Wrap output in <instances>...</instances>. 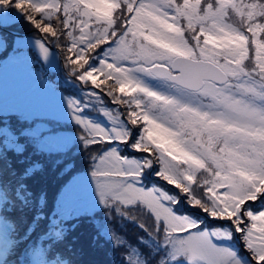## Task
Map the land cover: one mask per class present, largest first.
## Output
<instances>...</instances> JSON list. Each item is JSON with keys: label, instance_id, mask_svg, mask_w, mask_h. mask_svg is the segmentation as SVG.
<instances>
[{"label": "snow or ice", "instance_id": "1", "mask_svg": "<svg viewBox=\"0 0 264 264\" xmlns=\"http://www.w3.org/2000/svg\"><path fill=\"white\" fill-rule=\"evenodd\" d=\"M12 6L40 32L66 37L67 65L94 86L90 96L103 104L102 90L125 108L101 107L105 127L70 102L86 147L99 149V201L121 215L142 205L153 219L140 238L149 255L112 231L127 264H149L152 240L165 250L155 264H264V0H0ZM36 43L49 60L46 41ZM150 175L163 183L148 186ZM30 197L23 183L0 180V217ZM62 231L54 219L48 233Z\"/></svg>", "mask_w": 264, "mask_h": 264}, {"label": "rangeland", "instance_id": "2", "mask_svg": "<svg viewBox=\"0 0 264 264\" xmlns=\"http://www.w3.org/2000/svg\"><path fill=\"white\" fill-rule=\"evenodd\" d=\"M36 15L37 19H40V15ZM0 23L2 26L12 30L31 32L24 36L17 37V46H20L19 52L12 54L6 59L5 67L0 69V115L6 120L3 124H0L2 141H6L5 146L7 147L12 145H15V147L21 146V142L17 136L18 134H16V131L12 127L13 124L10 119L12 115H16L17 118L22 120L23 117L31 119L32 116L50 118L52 120L51 123L39 121L35 126L29 129L28 134L36 136L39 146L49 152L54 169H58V167L61 166L57 170V174L62 179L65 178L68 172H71L74 168L77 169L76 174L70 176L71 179L67 180V185L62 189L59 195V212L61 216L65 218L90 212L92 215L105 206L99 201V197L96 195V182L91 176L93 166L90 163V159L95 155V149L94 147L90 148L91 151H89L87 157L83 159L81 157L79 158L76 154L72 155L73 152L61 153V150L68 149V146L74 144L76 141H80L85 148L87 147L82 140L83 132L80 134L76 129H68L65 131H57V129L62 126V124L67 123H77L80 125V128H82V125L74 118L73 106L70 102L79 101V105L77 106L83 109L79 114L105 127H110L111 123L103 112L100 111L101 107L105 106L109 109L119 108L120 112H123V110L120 105H115L113 108L108 106L104 97V103L101 104L97 98L89 95L93 89L81 90L79 89L80 84L76 79H65L63 77L60 54H62L63 63L67 70L72 72L71 67L67 65L66 62V57L70 54L66 51L69 44L67 46L64 36H60L57 40L51 37V34L40 32L27 19L25 13L14 6L0 7ZM44 23H48V21L45 20ZM51 23L56 29L62 28L60 21L55 18H53ZM32 33L35 35H31ZM42 39L48 41L53 47L52 48L49 43L46 42V46H48L51 51L49 60L43 58L36 43V41ZM4 45L5 41L0 35V55ZM46 73H50L52 77L54 74V77L43 78L42 75ZM74 77L76 78V75ZM100 79H103V77H100ZM59 82L62 88H64L63 84H65V82L70 83L71 86L74 87L73 89L76 93L63 91L62 88L58 87ZM113 83L114 82L108 81L107 85H104L103 88ZM42 132L45 133L40 135ZM1 152L2 151H0V153ZM150 183L160 182L146 181L148 186H150ZM129 208H132V211H137V206ZM121 211H125V209ZM189 211L194 216L200 215L204 218L203 214L197 209L189 208ZM4 219L8 222L6 217H4ZM206 219L209 220L210 224L212 223L211 218ZM7 228L9 229V226H6L0 218V264L2 263L1 256L4 254L3 248L7 243ZM103 230L108 231L107 228H103ZM112 231L113 230H109L107 234L112 236ZM234 243L239 244L241 254L247 256L251 260L250 255L239 242L238 233L236 234ZM156 246H159L165 252L163 245L156 243ZM37 253H39L41 257L42 264H55L43 260L41 255L42 248H39L31 256L32 261L29 264H35ZM179 264H188V262L186 260H181Z\"/></svg>", "mask_w": 264, "mask_h": 264}, {"label": "trees", "instance_id": "3", "mask_svg": "<svg viewBox=\"0 0 264 264\" xmlns=\"http://www.w3.org/2000/svg\"><path fill=\"white\" fill-rule=\"evenodd\" d=\"M0 35L5 41L0 55V63L2 64L7 57L19 52L20 46H17L18 35L1 27ZM31 35L35 34L32 33ZM64 40L68 46L65 36ZM69 72L71 71L69 70ZM62 73L65 79H70L63 70ZM43 75L49 78L54 77V74L52 77L50 73ZM63 86L64 88L61 87L59 82L58 87L62 88L63 91L76 93L70 83L65 82ZM105 100L109 104L107 97H105ZM10 119L13 129L18 134L21 146H5L6 141H2V136L0 135V151H2L3 155V159L0 160V166L3 167V175L0 177V180L14 186L23 183L26 185L27 190L31 192V197L26 205L21 201H16L15 203H11V206L9 204L6 206L7 208L12 207L10 214L15 225L24 229L27 225H31L32 230L46 231L53 216L58 217V222L61 224L63 231L60 237L53 241L54 247L57 251H62L75 264H127L124 257V253L128 251L127 247L114 242L112 236L107 234L109 230H113L118 236L123 237L132 245L139 246L145 255L151 253L152 249L148 247V243L140 242V238L147 239L148 234L152 232L153 224L151 215L143 207H137V211L127 208L125 209L127 215L117 213L114 207H107L106 210L101 208L92 215L90 212L76 217L61 218L54 205L59 198L57 189L67 178H71L70 176L76 174L77 171H74L76 168L68 172L65 178L62 179L57 174V170L61 166L58 169H54L49 152L39 146L36 136L28 134L29 129L35 126L37 122L45 121L51 123L52 120L36 116H32L31 119L23 117L22 120L17 118L16 115H12ZM5 121L3 116L0 115V124H3ZM68 129H76L79 133L83 132L77 123L62 124L57 131ZM44 133L42 132L41 134ZM68 147V149L61 150V153L73 152L72 155L76 154L82 159L86 158L89 151H91L89 148H85L79 141L74 142V144ZM90 163H92L91 160ZM34 165L36 167L32 173L25 175L27 169ZM140 225H144V228H141ZM103 228H107L108 231L103 230ZM23 231L27 232L29 230ZM150 242L157 249V252L155 257L149 260V264H155V261L164 256L165 252L162 248L156 246L154 240ZM165 264H167V261H165Z\"/></svg>", "mask_w": 264, "mask_h": 264}, {"label": "water", "instance_id": "4", "mask_svg": "<svg viewBox=\"0 0 264 264\" xmlns=\"http://www.w3.org/2000/svg\"><path fill=\"white\" fill-rule=\"evenodd\" d=\"M11 32H13V33H20V32H17V31H14V30H11ZM20 34H25V33H20Z\"/></svg>", "mask_w": 264, "mask_h": 264}]
</instances>
